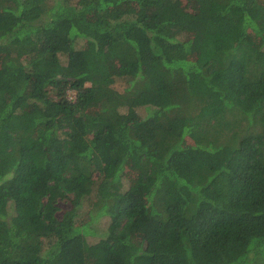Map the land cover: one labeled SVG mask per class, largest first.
I'll return each mask as SVG.
<instances>
[{
    "label": "trees",
    "instance_id": "trees-1",
    "mask_svg": "<svg viewBox=\"0 0 264 264\" xmlns=\"http://www.w3.org/2000/svg\"><path fill=\"white\" fill-rule=\"evenodd\" d=\"M0 264H264V0H0Z\"/></svg>",
    "mask_w": 264,
    "mask_h": 264
},
{
    "label": "rangeland",
    "instance_id": "rangeland-1",
    "mask_svg": "<svg viewBox=\"0 0 264 264\" xmlns=\"http://www.w3.org/2000/svg\"><path fill=\"white\" fill-rule=\"evenodd\" d=\"M181 1L183 3H185V0H181ZM248 38L254 44L260 43V39L258 37H256L254 35V33H252L251 31H249ZM82 43H83V41L82 40H79L78 46H80ZM60 58H61V60H64L65 59V56L62 55V56H60ZM120 85H121V83L119 81L118 83H116L115 86H117L118 88H120ZM74 96H75V92L74 91H68V98H74ZM136 110L141 115H144V113H145V111H144L143 108H138ZM123 175L125 176V181H124L125 187L127 188V191H128L135 184L136 172L134 171V169H132V167H130L129 165H127V166L124 167ZM88 204H89V200H87L84 203L82 210H86L87 207H88ZM58 205H59V208H60V210L58 212V216H61L62 213L65 210H67V209L70 208V203H69L68 200L60 201ZM84 216H85L84 214H81L80 215V218H83ZM94 225H95V223H94ZM132 240L134 242H136L137 244H141V245L144 244V239H143V237L140 234H134L132 236Z\"/></svg>",
    "mask_w": 264,
    "mask_h": 264
}]
</instances>
